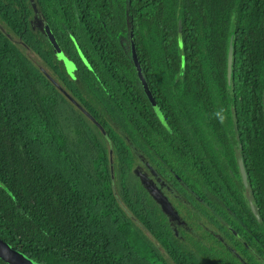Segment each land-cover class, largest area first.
Segmentation results:
<instances>
[{"label": "trees", "instance_id": "1", "mask_svg": "<svg viewBox=\"0 0 264 264\" xmlns=\"http://www.w3.org/2000/svg\"><path fill=\"white\" fill-rule=\"evenodd\" d=\"M232 14L240 54L246 32L264 37V0H0V239L40 264H229L210 208L180 204L186 225L171 220L136 171L133 144L167 159L172 140V166L179 177L186 166L184 180L210 202L212 95L226 93ZM130 25L168 127L136 84L121 42ZM135 102L152 140H130Z\"/></svg>", "mask_w": 264, "mask_h": 264}, {"label": "flooded vegetation", "instance_id": "2", "mask_svg": "<svg viewBox=\"0 0 264 264\" xmlns=\"http://www.w3.org/2000/svg\"><path fill=\"white\" fill-rule=\"evenodd\" d=\"M243 38L240 54L236 51L235 40L231 87L227 86L225 78V95L216 86L212 95L214 121L207 153L210 202L200 196L203 193L200 186L192 189L184 180V172L189 174L186 166L182 168L181 177L172 166L173 155L169 152L172 140H167L165 147L167 159L153 148L150 155L136 144L133 149L139 167L136 171L143 174L144 184L155 185L175 209L179 218L171 220L186 225L177 212L180 204L198 208H202L201 204L208 206L213 244L216 248L219 244L225 245L229 264H264V37L253 41L246 32ZM121 42L126 49L128 41L122 39ZM136 78L140 88L137 74ZM134 109V137L130 140H152L141 132L139 120L144 112L139 111V103ZM141 128L145 129L143 124ZM178 144L183 150L182 142ZM171 176L177 177L180 185L175 187ZM186 191L199 202L192 200L190 194H182Z\"/></svg>", "mask_w": 264, "mask_h": 264}, {"label": "water", "instance_id": "3", "mask_svg": "<svg viewBox=\"0 0 264 264\" xmlns=\"http://www.w3.org/2000/svg\"><path fill=\"white\" fill-rule=\"evenodd\" d=\"M42 28L44 29V31H45L49 41L51 42L54 50L56 51V53L63 59L68 72L71 73L72 70L75 68L74 62L64 55L62 49L60 48V46L57 43V40L55 39V36H54L52 30L50 29V27L46 23H43ZM178 41H179V47H180L181 68H183V66H184V53H183V49L181 46V38L180 37H179ZM74 43L77 47V50H78L82 60L85 62V64L88 67L91 68L90 63L88 62L87 58L85 57V55L83 54V52L81 51L79 45L77 44V42L75 40H74ZM126 50H127L126 51L127 55L130 58V61L132 62L133 66L135 68L141 90L146 95L149 103L151 104V107L153 108V111L155 112V114L158 117V119L160 120V122L164 126L168 127L166 119L163 115V112L161 111V109L157 103V100L155 99V97H154V95H153V93H152V91L148 85L146 76L144 74V70H143L141 62L139 60V56H138V53L136 50V46H135V42H134V36H133V28L131 25L128 27V47L126 48ZM234 51H235V19H234V14H232L231 19H230L229 35H228L227 50H226V75H225V78H226V83H227L228 87H231V85L233 83ZM50 79H51V77H50ZM53 82H55V81H53ZM66 96L71 99V97L68 94H66ZM81 110L92 121L95 122V124L104 132V134H106L103 127L100 125V123L89 112H87L85 109H81ZM140 177L143 181H145L143 174L140 173ZM147 188L150 191L151 195L159 202V204H160L161 208L164 210V212H166L168 215H170L174 219L179 218L175 209L171 206V204L169 203V201L167 200L165 195H163V193L155 185L147 183Z\"/></svg>", "mask_w": 264, "mask_h": 264}, {"label": "rangeland", "instance_id": "4", "mask_svg": "<svg viewBox=\"0 0 264 264\" xmlns=\"http://www.w3.org/2000/svg\"><path fill=\"white\" fill-rule=\"evenodd\" d=\"M0 259L8 264H40L0 239Z\"/></svg>", "mask_w": 264, "mask_h": 264}]
</instances>
